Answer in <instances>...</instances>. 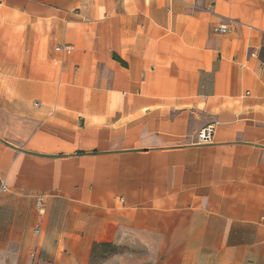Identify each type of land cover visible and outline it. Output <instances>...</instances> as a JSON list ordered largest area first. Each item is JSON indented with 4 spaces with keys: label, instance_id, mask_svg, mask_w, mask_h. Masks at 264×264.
Returning <instances> with one entry per match:
<instances>
[{
    "label": "crops",
    "instance_id": "1",
    "mask_svg": "<svg viewBox=\"0 0 264 264\" xmlns=\"http://www.w3.org/2000/svg\"><path fill=\"white\" fill-rule=\"evenodd\" d=\"M0 264H264V0H0Z\"/></svg>",
    "mask_w": 264,
    "mask_h": 264
},
{
    "label": "built area",
    "instance_id": "2",
    "mask_svg": "<svg viewBox=\"0 0 264 264\" xmlns=\"http://www.w3.org/2000/svg\"><path fill=\"white\" fill-rule=\"evenodd\" d=\"M218 33L225 34L227 32L226 27H221L216 30ZM70 47H58L57 51L65 52L66 54L71 53ZM214 135H215V125H208L206 128L202 129L198 134L199 143L202 145H210L214 143ZM37 209L39 212H42L44 209V203L41 197L37 199L36 203ZM36 232H39V229H36Z\"/></svg>",
    "mask_w": 264,
    "mask_h": 264
},
{
    "label": "rangeland",
    "instance_id": "3",
    "mask_svg": "<svg viewBox=\"0 0 264 264\" xmlns=\"http://www.w3.org/2000/svg\"><path fill=\"white\" fill-rule=\"evenodd\" d=\"M109 252H113V250H110Z\"/></svg>",
    "mask_w": 264,
    "mask_h": 264
}]
</instances>
